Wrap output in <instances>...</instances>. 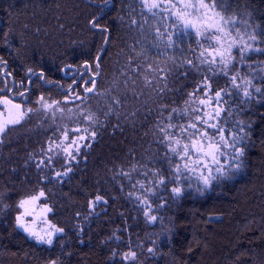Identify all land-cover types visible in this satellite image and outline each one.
Returning a JSON list of instances; mask_svg holds the SVG:
<instances>
[{
    "label": "trees",
    "instance_id": "obj_1",
    "mask_svg": "<svg viewBox=\"0 0 264 264\" xmlns=\"http://www.w3.org/2000/svg\"><path fill=\"white\" fill-rule=\"evenodd\" d=\"M102 6L103 0H0V61L6 62L0 68L11 74L5 79L0 72V97L16 96L26 109L34 110L22 123L9 127L0 141V264H50L53 260L57 264H264V93L245 100L231 87L229 77L210 73L207 65L200 68V53L215 41L198 37L196 29L185 30L182 23L177 31L166 16L161 17L160 9L154 10L153 17L140 0H113V6L101 12ZM216 11L236 17L241 30L255 31L258 46L264 47V0H217ZM97 14L107 32L90 26ZM195 19L203 31L219 18L205 9ZM132 20L140 26L130 27ZM157 27L173 35L174 47H155ZM134 44L136 52L143 45L147 57L136 61L142 70L125 83L122 73ZM234 55L232 71L264 89V53L251 52L243 62L235 49ZM189 59L194 66L186 63ZM85 61L96 72L92 93H85L84 85L93 72L80 79ZM149 65L172 74L166 82L159 75L153 79ZM41 72L44 81L38 79ZM205 75L210 76L214 90H231L225 97L231 113H224L228 123L242 121L246 126L243 167L230 178L214 182L203 194L185 187L173 199L170 191L158 190L151 197L158 219L149 223L143 210L128 198L141 175L133 173L129 181L119 171L140 162L167 174L169 165L162 159L165 149L157 139L159 110L184 112L191 99L188 94ZM73 79L80 86L65 104ZM162 88L167 90L160 95ZM77 93L80 99H75ZM41 95L60 102L64 114L57 113L55 124L50 115L46 118L35 111ZM202 96L198 94L197 104ZM116 97H121L123 107H117L115 115H104ZM88 111L97 115L100 125L90 147L73 162L69 176L63 181L53 179L64 167L62 154L53 169L38 171L35 161L41 148L46 149L54 135L57 142L62 140L65 128L70 134L65 144L70 143L76 135L71 130L87 123L81 113ZM125 113L135 116L120 118ZM176 122H182L179 116ZM57 125L61 132L55 131ZM45 176L49 179L44 180ZM40 190L46 194L37 202L40 209H52L44 211L46 225L64 229L52 246L38 244L15 228V216L22 212L19 201ZM97 195L107 203L90 209L89 202ZM163 201L167 205L161 208ZM130 250L136 252V260L125 262L122 254Z\"/></svg>",
    "mask_w": 264,
    "mask_h": 264
},
{
    "label": "snow or ice",
    "instance_id": "obj_2",
    "mask_svg": "<svg viewBox=\"0 0 264 264\" xmlns=\"http://www.w3.org/2000/svg\"><path fill=\"white\" fill-rule=\"evenodd\" d=\"M143 8H146L148 12L155 17V9H160V15L162 18L169 19L170 23H173L177 31L182 23L185 30L196 27L191 21L186 19V16L193 15L199 10H210L214 13L215 17L219 19L215 23L209 24L204 27L203 31L200 27H196V35L198 37H204L207 39L211 37L215 41L214 45H210L209 49H205L200 53V68L205 65L208 66V71L212 74L217 72L222 73L224 76L230 78L231 87L237 90L238 95H242L245 100L251 99L254 94L264 93V89L255 87L253 80L246 77H241L239 71L233 72L232 69L235 64L234 49L238 51L241 62L251 52L264 53V47L258 46L261 42L258 41L257 33L255 31H248L247 27L244 30L239 28L240 21L236 17L227 18L223 16L219 11H216L217 0H199V9L196 5L185 4L182 9L176 13H170L169 9L177 7L175 3L158 4L155 2L150 3L149 0H140ZM113 6V0H103V6L101 12L105 8ZM191 8L192 11L188 12L187 9ZM123 11V7L121 8ZM175 16V21L172 20V16ZM102 17L97 14L90 21L89 24L93 29H98L102 32H107L108 29L100 25L99 20ZM200 19V18H198ZM139 27V21L132 20L129 25ZM107 37H105V43ZM155 47H163L165 49L174 47L175 41L173 35L161 27L156 29V37L154 39ZM218 45V47L216 46ZM136 45L133 46V54L130 55L128 65L122 75L125 77V83H127L133 76L139 75L141 66L136 63L138 59H145L147 53L144 51L143 45H140V51H135ZM103 50V49H102ZM211 57V59H209ZM101 57L99 54L96 57L95 69L98 71L99 62ZM186 63L190 66H194V62L189 59ZM0 64H6L5 61H0ZM135 65V66H133ZM83 73L80 75V79L83 80L84 76L89 72H93V77H90L85 81L84 90L85 93H92L95 88L96 80L94 78L96 72L93 70V66L85 61L83 64ZM31 75L32 70H28ZM68 71V69H64ZM147 71H150L153 79H156L159 75V79L162 81L167 80V77L172 73L166 69H154L152 65H149ZM0 72H3L5 79L10 76V73L0 68ZM162 73V75L160 74ZM38 79L45 80L43 72L39 74ZM145 79L149 85L152 81L147 80V73ZM32 81L29 79V84ZM88 84H92L93 87H87ZM80 86L79 81L73 79L72 83L68 85V90L65 93L64 103L69 102V97L75 92V89ZM135 85L133 84V87ZM242 89V93L241 90ZM166 88L159 90L160 95L166 91ZM12 91V89H8ZM27 89L20 93L21 97L26 95ZM203 93L202 97H199L197 104V97L199 93ZM231 90L225 89L214 90L211 84V78L205 75L202 82L197 86L193 93H189L191 98L189 107L184 112H178L176 109H172L170 112L166 107H162L159 111L161 116L157 123L158 142L161 147L165 149L163 160L168 162L169 168L167 174H164L159 169L149 168L146 164L137 162L133 164L131 169H120L119 175L132 180L133 173L141 175V179L136 180L132 189L128 193V198L133 200L138 208L143 210V214L149 223L155 222L158 217L153 214L154 201L151 200L152 196L157 195L158 190L164 189L170 191L172 198L180 197L185 187L191 189L195 188V191L203 194L208 190L214 182H218L222 179H228L232 174L239 172L243 167V157L245 155L244 141L248 136L246 126L242 121H237L229 124L224 118V113H229V109L225 106V97L231 95ZM133 98H137L133 93ZM75 99H80L77 93ZM6 105H11L15 110L16 115L13 117L11 114L9 118L0 122V138L6 132V129L10 125H18L24 119L25 115L33 112L34 110L22 109L20 103H13L12 99H3L2 101ZM111 107L104 113L106 116L116 114L117 107H123L121 103V97H116L110 101ZM36 104L39 106L35 111L38 114H43L46 118L50 115L55 124L57 113L63 116V109L60 107V102L49 101L43 95H41ZM9 112L11 113V110ZM168 112L165 117L163 113ZM84 121L87 123L81 127L77 126L71 131L76 135L71 137L70 143H66L70 139L69 131L65 128L62 132V140L57 142L55 135L50 138L48 147L41 148L40 158L35 161V167L37 170H42L45 167L53 169L55 167L56 158L61 154L64 157V167L60 171L55 172L53 179L63 181V178L68 177L73 171L72 164L77 161L81 155L83 149L90 147L92 141H94L97 132L96 127L100 125V120L97 115L88 111L81 113ZM135 113H125L120 118H132ZM179 116L182 122H176V117ZM185 116L187 119L185 120ZM79 125V121H77ZM56 132H61L59 126H56ZM158 163V162H157ZM151 177V179H149ZM44 180L49 179L47 176L43 177ZM169 186H171L169 188ZM45 191L40 190L38 194L28 196L21 199L17 205L18 208L25 209L15 216V228L22 230L27 234L28 238L33 239L38 244H45L52 246L58 237V234H62L64 229L57 227L55 224H48V228L45 230H37L33 227L35 221L29 220L28 217L33 213L26 209V205L35 204L45 197ZM107 203L106 200L100 195H97L94 200L89 202V208L94 209L99 203ZM167 201H163L159 207H166ZM7 206L5 205V208ZM44 211L51 212L52 209L45 207ZM118 239V237H117ZM149 253L153 252V248L148 249ZM118 253L113 252V255ZM136 252L130 250L122 254V259L125 262L135 261ZM50 264H57L55 260Z\"/></svg>",
    "mask_w": 264,
    "mask_h": 264
},
{
    "label": "rangeland",
    "instance_id": "obj_3",
    "mask_svg": "<svg viewBox=\"0 0 264 264\" xmlns=\"http://www.w3.org/2000/svg\"><path fill=\"white\" fill-rule=\"evenodd\" d=\"M152 2H155L158 4L175 3L177 5V7L170 8L169 12H171V13H176L177 11L182 9L185 4H188V5L194 4V5H196L197 9H199V0H150V3H152ZM186 11L191 12L192 9L189 8ZM200 12H201V10L196 11L193 15L186 16V19L191 21L197 27L198 24H197L195 17L200 16ZM196 27H192V30L196 29ZM3 99H12L13 103H20L22 105V109L26 110V108L24 107V102L21 100H18L16 96L5 95L3 97H0V122H3L4 120L8 119L10 114L13 117H15V115H16V112L14 109H12L11 105H6L2 102ZM10 109H12L11 113L9 112ZM25 118H26V115H25L24 119L21 121V123L25 120ZM11 126H16V125H10L7 127V129ZM1 139L2 138H0V141H1ZM26 209L33 213L32 216L28 217L29 220L35 221V223L33 224V227H35L37 230H45L48 228V225H46V223H45L46 215H45L44 211H42L40 209V206L37 204V202L35 204L26 205ZM21 210L24 211L25 209H21Z\"/></svg>",
    "mask_w": 264,
    "mask_h": 264
},
{
    "label": "flooded vegetation",
    "instance_id": "obj_4",
    "mask_svg": "<svg viewBox=\"0 0 264 264\" xmlns=\"http://www.w3.org/2000/svg\"><path fill=\"white\" fill-rule=\"evenodd\" d=\"M24 91H25V90H24ZM24 91H23V92H24Z\"/></svg>",
    "mask_w": 264,
    "mask_h": 264
}]
</instances>
